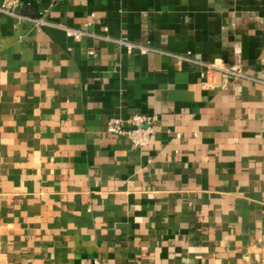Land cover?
Instances as JSON below:
<instances>
[{"label": "crops", "instance_id": "obj_1", "mask_svg": "<svg viewBox=\"0 0 264 264\" xmlns=\"http://www.w3.org/2000/svg\"><path fill=\"white\" fill-rule=\"evenodd\" d=\"M13 11L0 10V264H264V0ZM135 114L155 117L144 147L106 130Z\"/></svg>", "mask_w": 264, "mask_h": 264}, {"label": "built area", "instance_id": "obj_2", "mask_svg": "<svg viewBox=\"0 0 264 264\" xmlns=\"http://www.w3.org/2000/svg\"><path fill=\"white\" fill-rule=\"evenodd\" d=\"M18 4V0H6L3 6L0 7V10L7 14H15L13 8ZM25 19L30 20L36 26H43L49 24L44 18H29L24 17ZM58 27L64 29L67 35L77 41L81 40L85 36H94L97 35L88 32L87 30L69 27L64 24H57ZM108 38V37H106ZM118 43L119 45L125 46L129 52H133L135 50L139 51L142 54H147L150 52H161L164 51L152 46L151 44H141L129 41L124 38H108ZM174 57L180 60L191 61L195 63H200L205 66L207 73L218 72L223 76L230 78H249L255 79L235 66H230L226 64H218V63H203L197 59L192 58L190 55H176L171 54ZM155 122V117L151 115L145 114H135L127 119H122L119 117L110 118L106 125V130L108 133L126 136L128 137L136 147H144L149 144L152 135L154 134L153 124ZM96 264H100V261L96 260Z\"/></svg>", "mask_w": 264, "mask_h": 264}]
</instances>
